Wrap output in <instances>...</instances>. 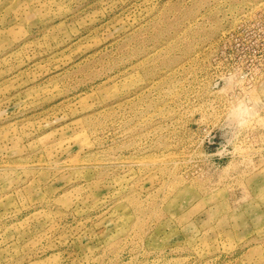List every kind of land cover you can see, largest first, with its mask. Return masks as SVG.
Wrapping results in <instances>:
<instances>
[{
	"label": "rangeland",
	"instance_id": "rangeland-1",
	"mask_svg": "<svg viewBox=\"0 0 264 264\" xmlns=\"http://www.w3.org/2000/svg\"><path fill=\"white\" fill-rule=\"evenodd\" d=\"M237 70L264 101V0H0V264H264Z\"/></svg>",
	"mask_w": 264,
	"mask_h": 264
},
{
	"label": "clouds",
	"instance_id": "clouds-1",
	"mask_svg": "<svg viewBox=\"0 0 264 264\" xmlns=\"http://www.w3.org/2000/svg\"><path fill=\"white\" fill-rule=\"evenodd\" d=\"M246 79V76L239 70L229 72L223 77L224 88L221 94L232 93L238 88L242 90L240 95L232 99L225 112L227 127L237 135L253 124H264V119L258 111V106L264 101L253 91L243 89Z\"/></svg>",
	"mask_w": 264,
	"mask_h": 264
}]
</instances>
